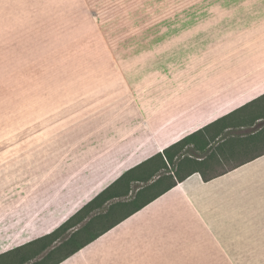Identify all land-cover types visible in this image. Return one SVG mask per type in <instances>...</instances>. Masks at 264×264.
<instances>
[{"label": "crops", "instance_id": "1", "mask_svg": "<svg viewBox=\"0 0 264 264\" xmlns=\"http://www.w3.org/2000/svg\"><path fill=\"white\" fill-rule=\"evenodd\" d=\"M27 1L21 44L63 60L83 45L86 63L30 68L35 82L3 101L17 110L0 131V264L204 128L195 160L223 169L201 167L59 264H264V0Z\"/></svg>", "mask_w": 264, "mask_h": 264}, {"label": "trees", "instance_id": "2", "mask_svg": "<svg viewBox=\"0 0 264 264\" xmlns=\"http://www.w3.org/2000/svg\"><path fill=\"white\" fill-rule=\"evenodd\" d=\"M221 121L223 119L214 124ZM205 129L207 128L185 137L148 162L124 173L116 182L99 193L54 232L6 254L5 256L19 255V258L10 264H26L33 260L35 261L31 264H59L176 186L177 182L183 181L189 175L199 171L201 167L207 166L213 160L214 154L208 155L205 160L200 162L195 160L194 154L195 150H205L209 146L210 140H213L204 134ZM189 144H193L190 153L185 148ZM147 164L150 166L136 173ZM169 168L171 170L175 168L173 173L175 178L170 175ZM202 176L203 179L207 180L203 174ZM154 177L158 178L149 185L136 187L134 193L133 183H148ZM132 191L133 194L130 196ZM113 200L118 201L110 203ZM107 204L109 205L107 206ZM83 222L85 223L81 225ZM79 225L81 227L74 230ZM64 235L67 236L62 240ZM44 252L46 253L37 259Z\"/></svg>", "mask_w": 264, "mask_h": 264}, {"label": "rangeland", "instance_id": "3", "mask_svg": "<svg viewBox=\"0 0 264 264\" xmlns=\"http://www.w3.org/2000/svg\"><path fill=\"white\" fill-rule=\"evenodd\" d=\"M28 4V1L22 3V0H0V131H2L3 117L5 115L12 116L13 111L17 110V104H12L15 108L5 109L3 101L10 100L17 102L19 99V85L21 83L30 84L35 82L34 75H25V73L30 71V68L82 67L86 63V61L81 59L83 56V45L75 46L74 54L69 53V55L74 56V59L63 60L60 56L64 55V53H59L58 47H54L55 45L50 46L44 43L42 45L43 50L34 52L29 50V45L21 44L22 38H28L27 33L24 31L21 33V22L29 19L28 15L24 16V13L21 12V7ZM127 18H130V16ZM257 113L255 117H264V112ZM230 133H235V130H232ZM191 149L189 147L186 151L190 153ZM207 166L211 167L214 172H219L223 169V163L221 165L209 163ZM169 170L170 175H173L175 168H172V170L169 168ZM155 179L157 177H154L148 183H138L134 186L144 187ZM66 236H62L61 239L63 240Z\"/></svg>", "mask_w": 264, "mask_h": 264}]
</instances>
